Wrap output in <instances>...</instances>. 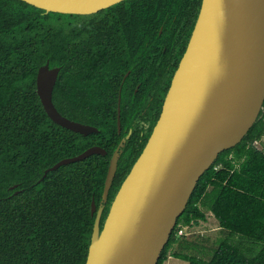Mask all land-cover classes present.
Here are the masks:
<instances>
[{
  "label": "trees",
  "instance_id": "trees-1",
  "mask_svg": "<svg viewBox=\"0 0 264 264\" xmlns=\"http://www.w3.org/2000/svg\"><path fill=\"white\" fill-rule=\"evenodd\" d=\"M156 1L123 0L76 15L0 0V264H84L94 220L90 203L98 206L109 158L128 126L121 92L117 134L118 68L117 84L109 81L118 59L114 47L126 26L125 12L132 5L161 9ZM154 11L144 14L155 27ZM46 61L60 67L52 90L56 109L97 132L83 136L48 118L35 92L37 69ZM263 136L264 101L243 139L222 151L199 178L157 264L170 256L188 264H264V144L252 145ZM92 145L106 154L62 165L37 182L45 168ZM140 148L133 139L122 148L100 224ZM204 210L225 232L207 259L195 253V240L178 234L180 227L190 231L204 221Z\"/></svg>",
  "mask_w": 264,
  "mask_h": 264
},
{
  "label": "water",
  "instance_id": "water-1",
  "mask_svg": "<svg viewBox=\"0 0 264 264\" xmlns=\"http://www.w3.org/2000/svg\"><path fill=\"white\" fill-rule=\"evenodd\" d=\"M45 13L90 15L123 0H21ZM59 67L40 65L35 92L48 118L86 136L97 128L63 116L52 90ZM264 101V0H201L186 48L161 112L140 154L114 194L102 224L122 138L113 150L84 264H157L202 174L234 147L258 118ZM119 99L117 132L120 131ZM106 150L92 145L49 171ZM15 185L10 186L14 189ZM18 190L14 191L17 193Z\"/></svg>",
  "mask_w": 264,
  "mask_h": 264
},
{
  "label": "flooded vegetation",
  "instance_id": "flooded-vegetation-1",
  "mask_svg": "<svg viewBox=\"0 0 264 264\" xmlns=\"http://www.w3.org/2000/svg\"><path fill=\"white\" fill-rule=\"evenodd\" d=\"M160 2L163 4L161 9L157 5H155V11L145 9V11H154L155 27L145 22V16L148 13L144 14L142 7L140 10H135L132 5L125 12L126 26L119 33L117 45L114 47L118 51V59L109 79L113 86L117 84L116 78L119 75L116 73V68H118L121 78L118 86H115L118 92L116 126L118 99L120 108V131L117 134H120L122 130L120 93L123 92L125 93L124 107L127 109L123 122H127L128 126L120 140L125 139L124 145L131 139L141 144L138 155L159 118L165 94L186 48L191 28L195 23L192 21L194 16L197 17L201 4V0L156 1V3ZM147 30L150 32L147 33ZM131 34L134 38L129 41L127 37ZM61 84L64 85L63 80Z\"/></svg>",
  "mask_w": 264,
  "mask_h": 264
},
{
  "label": "rangeland",
  "instance_id": "rangeland-1",
  "mask_svg": "<svg viewBox=\"0 0 264 264\" xmlns=\"http://www.w3.org/2000/svg\"><path fill=\"white\" fill-rule=\"evenodd\" d=\"M263 144L264 136L261 140L252 143L257 149H261ZM200 208L203 209L202 205H200ZM204 212L206 219L204 221H199L197 225H193L190 231H188V236L185 237L195 240L197 244V250L195 253L202 258L207 259L213 248L216 247L219 239L224 237L225 232L219 228L217 220L210 211L204 210ZM163 264H188V262L170 256L163 262Z\"/></svg>",
  "mask_w": 264,
  "mask_h": 264
},
{
  "label": "built area",
  "instance_id": "built-area-1",
  "mask_svg": "<svg viewBox=\"0 0 264 264\" xmlns=\"http://www.w3.org/2000/svg\"><path fill=\"white\" fill-rule=\"evenodd\" d=\"M188 234V227L187 226H183V227H180V229L178 230V234Z\"/></svg>",
  "mask_w": 264,
  "mask_h": 264
}]
</instances>
